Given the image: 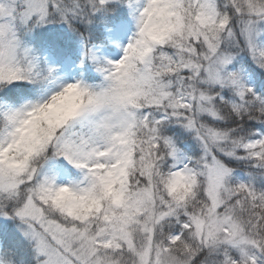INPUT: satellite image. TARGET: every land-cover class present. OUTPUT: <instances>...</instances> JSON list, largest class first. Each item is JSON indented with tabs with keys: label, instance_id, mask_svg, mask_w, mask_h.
<instances>
[{
	"label": "snow or ice",
	"instance_id": "obj_1",
	"mask_svg": "<svg viewBox=\"0 0 264 264\" xmlns=\"http://www.w3.org/2000/svg\"><path fill=\"white\" fill-rule=\"evenodd\" d=\"M0 264H264V0H0Z\"/></svg>",
	"mask_w": 264,
	"mask_h": 264
}]
</instances>
